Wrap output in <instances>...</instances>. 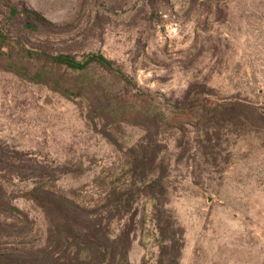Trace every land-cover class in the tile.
<instances>
[{"label": "rangeland", "instance_id": "374dc122", "mask_svg": "<svg viewBox=\"0 0 264 264\" xmlns=\"http://www.w3.org/2000/svg\"><path fill=\"white\" fill-rule=\"evenodd\" d=\"M0 48L28 68L0 63V145L43 165L5 183L1 245L85 264L26 194L45 183L122 237L119 264H264V0H0Z\"/></svg>", "mask_w": 264, "mask_h": 264}, {"label": "trees", "instance_id": "16d2710c", "mask_svg": "<svg viewBox=\"0 0 264 264\" xmlns=\"http://www.w3.org/2000/svg\"><path fill=\"white\" fill-rule=\"evenodd\" d=\"M23 14L26 18V24L29 27L33 26L37 18H43L40 13L28 8L23 10ZM24 49L26 56H31V58L35 57L38 60L45 58L51 62L50 66L64 65L73 71H84L90 65L96 64L100 67L123 74L115 67L113 61L102 53H92L83 60H79L67 53L49 54L44 51H35L25 47ZM8 55L9 52L2 51L0 48V63H4L6 67L13 71L23 74L28 73V68L23 64L17 61L14 63L8 61L5 58ZM33 74V78L36 80L44 76L40 70H37ZM60 86L64 87L65 85ZM67 90L70 89H66V92ZM129 112L126 111V113ZM29 160L24 156L11 154L7 146L0 145V225H3L2 223L5 222L4 225L6 226L0 228V237L6 236L5 231L11 225L8 221L17 219L20 214H23L17 206L10 202L5 183L12 176L27 178V175L31 173L40 179L43 176V169L41 168L43 165L36 159H34V163H29ZM39 182L37 181L36 183L38 184ZM26 194L30 195L39 203L50 219L53 230L68 233L65 237L67 241H69L68 238H72L73 236L81 238V242L77 243L79 246L77 257L80 259L83 256L82 258L85 264H119L121 260L117 259V257L124 250L122 237L119 234L114 235L113 238L107 235L104 232L102 221L96 218L95 212L91 207L80 205L74 199L58 195L55 191L50 190L45 183L36 185ZM49 250V252L19 253L12 247L9 248L7 245L0 244V264H62L61 258L55 256V250Z\"/></svg>", "mask_w": 264, "mask_h": 264}]
</instances>
